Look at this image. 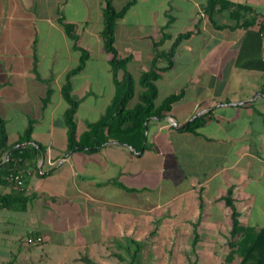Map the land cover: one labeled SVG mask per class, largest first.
<instances>
[{"label": "crops", "instance_id": "crops-1", "mask_svg": "<svg viewBox=\"0 0 264 264\" xmlns=\"http://www.w3.org/2000/svg\"><path fill=\"white\" fill-rule=\"evenodd\" d=\"M126 1L112 3L121 7ZM231 1L252 8L247 17L256 16L253 25L214 28L202 11L206 0H135L114 30L117 55L130 58L126 70L137 55H142L148 69L153 41L159 40L166 24L170 34L168 28L184 15L185 6L189 25L180 33L194 30L199 22L198 30L181 41L172 65L156 80V105L172 93L182 91V97L165 116L145 122L144 139L137 148L110 140L95 150L68 152L63 119L68 105L61 87L78 64L80 52L72 47L58 18L74 24L79 46L89 52L84 67L71 77V96L78 100L74 119L79 136L105 112L115 91L111 56L100 35L104 1L95 0L101 23L94 28L87 0H0V115L8 145L17 142L31 121L32 141L23 144L43 148L21 170L23 190L30 199L26 209L19 211L31 226L27 233L42 237L40 245L55 233L52 247L62 248V257L87 251L102 264L111 255L118 257L110 251L113 246L136 244L135 255H139L152 220L158 219L162 227L167 220L173 223L170 229L180 231L179 238L182 230L191 229V248L195 228L196 253L204 232L230 230V208L223 199L228 189L240 221L256 228L263 225L264 69L260 61L264 62V36L258 44L253 33L264 20V0ZM71 7L76 13H70ZM222 13L227 14L214 13L213 19L234 26L236 21L228 14L229 21L216 20ZM178 34H170L159 49L167 50ZM90 38L96 51L86 41ZM95 52L98 60H93ZM48 88L51 94L43 104ZM16 190L11 183L0 185V193ZM10 210L0 208V213L9 218Z\"/></svg>", "mask_w": 264, "mask_h": 264}, {"label": "trees", "instance_id": "trees-1", "mask_svg": "<svg viewBox=\"0 0 264 264\" xmlns=\"http://www.w3.org/2000/svg\"><path fill=\"white\" fill-rule=\"evenodd\" d=\"M102 6L103 27L100 35L104 50L110 54L109 64L111 68L112 79L114 83V95L111 102L105 109V112L95 121L88 124L87 129L77 136L76 122L74 114L78 107V100L71 96V77L78 73L89 57L87 49L79 46L78 36L75 33L74 24L65 22L63 17H59L58 21L63 25L68 37L72 40V47L80 52L78 64L70 70L61 87V94L66 101V108L63 119L67 129V151L76 149L95 150L104 143L114 140L125 143L134 148L142 145L144 139V131L146 128L145 122L151 117H163L170 110L172 104L182 97L183 92L172 93L162 99L159 104H155L157 96L156 80L160 76V72L169 68L173 61L172 57L177 46L190 37L198 30L199 22H196L194 30H187L175 36L167 50L159 49L165 40L170 39L171 35L165 31L168 24L162 27L161 37L157 41H153L154 54L149 62V67L143 71L138 79L141 87L137 93V101L133 106L129 107L128 102L134 95V79L127 72L126 65L129 57H120L117 55L114 46V30L117 21L124 16L126 11L134 4L135 0L127 1L120 9H116L112 0H103ZM202 11L207 14L212 26L216 29L248 27L253 25L256 16L252 13L248 18L247 14L252 12V8L244 3L234 2L231 0H206ZM227 12L231 19L236 21L234 26L228 24H218L213 19L214 13ZM259 28L253 33L258 39V44L261 40V30L264 26V20L259 21ZM161 62H165L164 66H160ZM261 68L264 69V62L261 60ZM246 67H251L252 63L244 64ZM121 77L119 78V74ZM51 90L48 88L45 97L42 99L43 104L49 100ZM198 118L189 121L187 127L196 122ZM32 122L29 121L23 133L19 136L16 143L8 145V137L6 132L5 120L0 115V185L13 184L9 180L10 174H19L27 161H31L36 155L43 151L42 146L38 149L35 145L23 144V142H31ZM90 147V148H89ZM10 151L8 159L3 162L5 154ZM17 187L16 191L0 193V208L23 211L27 207V202L30 196L25 195L24 190ZM231 189L224 196L225 204L230 208V230L227 238L228 252L226 261L232 262L236 260V264H264V223L256 228L250 225L243 224L239 219V213L234 207L233 198L231 197ZM194 238L192 240V251L195 253L198 240V232L194 228ZM30 235L36 236V232H31ZM137 252V248L134 253ZM134 255V254H133ZM119 259H122L118 255ZM80 260L86 264H99L87 254L80 257ZM128 264H133L132 262ZM189 264H196V260L190 261Z\"/></svg>", "mask_w": 264, "mask_h": 264}, {"label": "rangeland", "instance_id": "rangeland-1", "mask_svg": "<svg viewBox=\"0 0 264 264\" xmlns=\"http://www.w3.org/2000/svg\"><path fill=\"white\" fill-rule=\"evenodd\" d=\"M115 3L117 4L118 2ZM87 4V15L91 27H99L98 25H100L101 22L98 9H96L95 0H87ZM73 7L79 10L78 6H75V4H73ZM73 7H71L70 12L72 14L76 13L72 11ZM121 7L116 6L115 8L120 9ZM188 9L189 7L185 6L186 11L184 15L179 16L168 28L172 36L187 29L189 22H186V13ZM145 10L146 6L143 4L140 6L139 13L143 15ZM82 14L83 11L81 7L80 15L82 16ZM132 17L133 16L128 17V20ZM215 18L219 23L229 21L226 13H222ZM86 41L90 43L93 51H96L94 39L90 38ZM137 56V61L133 65H130L127 70V72L132 75L135 82L134 95L128 102L130 105L137 101L136 95L141 89L138 79L140 74L145 71L147 67L142 61V55ZM97 58L98 56L95 52L93 60ZM79 127H83V122L81 120L79 121ZM55 137L56 140H58L59 134L57 133ZM9 215V218H7L0 213V264H86L84 261L80 260V257L86 254L88 255L87 251H72L67 254L66 257H62L61 251L63 249L52 247L57 238L55 233L52 237L49 236L50 238L46 239L43 245H26L24 239L26 236L30 235L31 232L27 233V231L31 226L28 224L25 213L11 209ZM166 217L174 218L173 216ZM158 221V219L152 220V229L148 239H146V246L141 248L139 251L141 253H139V255H135L134 253L137 248V246H135L136 244H130L129 247L113 246L110 248V251L118 253L122 259H119L115 255H111L109 259L103 261L102 264H128L130 262L133 264H189L190 261L195 259L196 264H236V260L232 262L226 261L228 252L226 243L229 236V231H227L226 228L221 227L218 233H216V231H211L205 234L204 232V235H202L203 238L201 237L197 246V251L194 254L190 245V239L193 235L191 229L182 230V238H179L178 235H180V231L170 229L173 223L167 220V224L162 227ZM51 248L55 249L50 251L49 249Z\"/></svg>", "mask_w": 264, "mask_h": 264}, {"label": "built area", "instance_id": "built-area-1", "mask_svg": "<svg viewBox=\"0 0 264 264\" xmlns=\"http://www.w3.org/2000/svg\"><path fill=\"white\" fill-rule=\"evenodd\" d=\"M261 36H264V26L261 30ZM9 180L13 181L15 185L19 188H22L23 186V179L19 174H10ZM42 242V237L41 236H34V235H29L25 238V244L26 245H35V244H40Z\"/></svg>", "mask_w": 264, "mask_h": 264}, {"label": "water", "instance_id": "water-1", "mask_svg": "<svg viewBox=\"0 0 264 264\" xmlns=\"http://www.w3.org/2000/svg\"><path fill=\"white\" fill-rule=\"evenodd\" d=\"M171 125H172V126H174V127H176V122H171ZM9 154H10V151H8V152L6 153V155H5V158H4L3 162H5V161L8 159V157H9Z\"/></svg>", "mask_w": 264, "mask_h": 264}]
</instances>
